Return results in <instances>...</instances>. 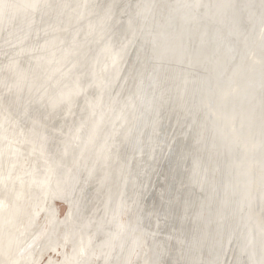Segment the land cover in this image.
I'll use <instances>...</instances> for the list:
<instances>
[{"label":"bare ground","instance_id":"6f19581e","mask_svg":"<svg viewBox=\"0 0 264 264\" xmlns=\"http://www.w3.org/2000/svg\"><path fill=\"white\" fill-rule=\"evenodd\" d=\"M0 264H264V0H0Z\"/></svg>","mask_w":264,"mask_h":264},{"label":"rangeland","instance_id":"374dc122","mask_svg":"<svg viewBox=\"0 0 264 264\" xmlns=\"http://www.w3.org/2000/svg\"><path fill=\"white\" fill-rule=\"evenodd\" d=\"M61 201L62 200H60V199H55V203L54 204H57L59 206V208L61 209L62 216H65V214L67 212L68 205L63 204ZM60 239H61V241H63V238H60ZM62 249H64V253H68L69 250L71 251V245H70V243H66L64 241L63 242V248ZM231 257H232V254H230V259H231Z\"/></svg>","mask_w":264,"mask_h":264}]
</instances>
